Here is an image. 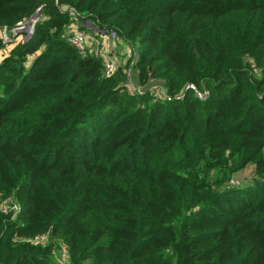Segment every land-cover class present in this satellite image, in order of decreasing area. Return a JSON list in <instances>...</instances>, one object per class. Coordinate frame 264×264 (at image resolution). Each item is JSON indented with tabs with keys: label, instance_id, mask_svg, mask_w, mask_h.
<instances>
[{
	"label": "trees",
	"instance_id": "obj_1",
	"mask_svg": "<svg viewBox=\"0 0 264 264\" xmlns=\"http://www.w3.org/2000/svg\"><path fill=\"white\" fill-rule=\"evenodd\" d=\"M37 10L0 40V264H264V0H0V28Z\"/></svg>",
	"mask_w": 264,
	"mask_h": 264
},
{
	"label": "built area",
	"instance_id": "obj_2",
	"mask_svg": "<svg viewBox=\"0 0 264 264\" xmlns=\"http://www.w3.org/2000/svg\"><path fill=\"white\" fill-rule=\"evenodd\" d=\"M58 10L60 12L68 13V15L70 16L72 23L68 30L67 41L71 45H73L80 53H84L87 47H95L96 43V40L92 36H90L89 34L86 35V33L82 30V27H91L93 29V32L100 33V37L102 38V41L100 43L101 46L100 48L95 47L93 50L96 53L102 55V57L104 58L105 75H112L117 67L116 57L112 53L113 48L115 47L114 42L118 37L117 32L114 29H109L107 31H100L98 29H95L91 25V22L89 20L83 19L80 13L71 6H60L58 7ZM39 18H41V12L37 10L27 20L17 22L16 25L11 29H7L6 27L0 28V40L2 45H10L15 41L16 36L19 34L25 36L26 39L29 38L33 33L35 23ZM131 50L132 49L130 48L126 49L127 55H136V53ZM128 76L131 78L130 73L128 74ZM131 87L138 94L143 93L142 87L135 84ZM230 182L235 184L238 183L236 179H232L230 180ZM13 207L16 209L15 206ZM3 210H5V208H3ZM35 239L43 241L45 239V236L40 235L35 237Z\"/></svg>",
	"mask_w": 264,
	"mask_h": 264
},
{
	"label": "rangeland",
	"instance_id": "obj_3",
	"mask_svg": "<svg viewBox=\"0 0 264 264\" xmlns=\"http://www.w3.org/2000/svg\"><path fill=\"white\" fill-rule=\"evenodd\" d=\"M0 35H1V31H0ZM86 35H88V33H86ZM25 39H26L25 36L19 34V35L16 36L14 43H17V42H19L21 40H25ZM11 45H13V44H11ZM95 45H96V48L100 47V45H99V43L97 41H96ZM131 47L132 46L129 47L126 44H124L122 42H119L118 45L113 48V52L112 53H113V55L115 57L120 58V61L121 60H125L126 61V60H129L128 59L129 56L127 55L126 49L127 48H130V49L134 48V47H132V48ZM131 57H132V60L129 62V73H130V70L133 69L134 60L136 59L137 55H131L129 58L131 59ZM127 82H128V85H129V89L133 90L131 88V86L134 85V83H133V81L131 80V78L129 76H128ZM149 89H151L153 92H159V93L163 91V89H161L159 84H153V85H151L149 87ZM252 174H253V167L252 166H248L241 173L236 174V178H237L236 181L238 183H241V184H247V183H249L251 181ZM15 211H16V209H15ZM57 261L60 262V263H63V261H64L63 256L62 255L59 256Z\"/></svg>",
	"mask_w": 264,
	"mask_h": 264
}]
</instances>
